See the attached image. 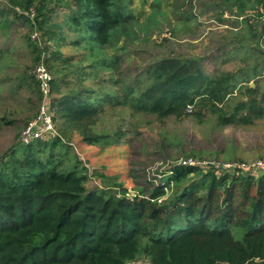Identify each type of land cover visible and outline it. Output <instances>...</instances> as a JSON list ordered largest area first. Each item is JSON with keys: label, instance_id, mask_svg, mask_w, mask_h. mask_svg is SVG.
<instances>
[{"label": "trees", "instance_id": "16d2710c", "mask_svg": "<svg viewBox=\"0 0 264 264\" xmlns=\"http://www.w3.org/2000/svg\"><path fill=\"white\" fill-rule=\"evenodd\" d=\"M132 1L7 0L13 15L0 11V34L7 36L12 18L22 19L37 34L34 40L31 32L27 40L34 48V66L42 62L52 75L47 81L51 97L61 87L58 82L67 88L77 77L95 74L90 69L114 68L119 56L106 49L125 48L120 35L126 42L134 35L139 38L142 30L146 42L151 27H157L155 33L163 30L160 0H152V10L142 20L133 14ZM164 1L173 6V0ZM222 6L217 16L228 8L238 22L247 21L230 31L234 46L248 45L253 53L262 49L250 36L254 24L249 17L264 13L259 10L264 0H223ZM59 10L67 15L51 21ZM63 25L73 32L66 34ZM174 35L170 30L157 43L172 42ZM64 40L88 51L68 68L64 63L71 57L64 59L49 45ZM11 54L10 47L0 48V74L13 63ZM198 62L196 57L155 56L134 86L116 91L103 90L101 84L98 89L74 84L59 98L51 97L49 111L56 108L52 123L58 121L57 113L70 118L81 138L95 143L102 135L83 132L79 122L94 116L103 100L160 114L178 113L195 103L218 112V120L245 123L263 114L264 104L256 99L259 87L250 81L262 77L264 68L251 65L238 73L209 76ZM32 73L28 77L35 84L37 115L44 92ZM237 87L248 97L231 103L228 97ZM66 134L59 128L29 142L18 140L0 156V264H264V172L216 174L211 168L174 165L163 183L129 197L119 182L87 188L89 174L70 138H63ZM109 185L118 186L120 194L108 191Z\"/></svg>", "mask_w": 264, "mask_h": 264}, {"label": "rangeland", "instance_id": "374dc122", "mask_svg": "<svg viewBox=\"0 0 264 264\" xmlns=\"http://www.w3.org/2000/svg\"><path fill=\"white\" fill-rule=\"evenodd\" d=\"M222 1L173 0L171 6L166 1L160 0L159 9L165 12L158 15L160 19L158 21L163 22L161 32L155 33L158 29L154 25L149 30L152 32L148 31L146 42L141 40L142 36L146 35L142 30H139V38L134 35L128 37L126 42L120 35L119 44L126 43L125 48L115 46L106 49L119 56L114 68L90 69L95 74L82 80L77 77L67 88L62 82H58L61 86L58 89L60 91L55 90L51 93V97L59 98L77 83L80 87L90 86L97 89L101 84L103 90L111 91L119 90L124 86L132 87L148 62L155 56L196 57L204 74L209 76L238 73L240 70H247L251 65L252 67L256 65L258 70L263 69L264 13L252 14L249 17L254 24L252 31L249 32L250 36L256 37L259 46L263 47L253 53L248 45L234 46V36L230 31L241 29L247 21L238 22L234 19L235 15H230L231 9L228 8L217 16L223 9ZM151 2L152 0L145 2L133 0L130 4L133 14L142 20L144 15L152 10L149 6ZM1 10L7 11L10 17L13 15V9L7 0H0ZM259 10L264 11V8L260 6ZM66 15L67 12L59 10L52 15L51 21L59 22ZM191 15L194 17L193 20ZM12 19L7 36L3 37L0 34V48L10 47L13 59V63H10L0 74L3 80V87L0 90V156L11 145L20 141L22 130L36 118L37 115L34 113L38 105L33 78L28 77V75L33 76L32 70L35 71L34 48L27 40L32 31L22 19ZM150 24L157 22L151 21ZM61 29L66 34L73 32L65 25ZM173 29L175 35L171 37L172 42L157 43L160 37L169 36L170 30ZM31 35L34 40L37 39L36 33L32 32ZM249 41V44H254L253 40ZM49 45L51 48L57 47L64 59L71 57L64 63L67 68L70 65H77L75 61L82 53H88L84 47L68 40L61 41L56 46L53 42ZM45 52L46 55L49 54V51ZM56 61L61 62L59 58ZM23 75L27 77L24 79L21 77ZM261 76L252 77L250 85L256 84L259 87L256 99L259 105L263 106L264 73ZM236 77L240 79L243 74H236ZM115 79H119V82ZM260 84L262 87L259 86ZM237 88L228 97L231 103L248 97L243 92V88ZM190 105V109L186 106L178 113L169 111L160 114L134 109L124 103L116 104L110 100H103L94 116L79 122L83 132L102 135L95 143H86L81 138L83 135L75 130L77 125L72 123L70 118L59 113H57L58 121L54 122L56 125L54 126L56 130L61 128L66 131L67 134L63 138L66 140V137H69L74 145L73 152L77 155L80 153L78 158L85 167L84 171L89 174L85 183L87 188L119 182L121 187L126 188L125 195L129 197L141 190L148 193L150 187L163 183L171 175L169 169L175 165L176 159L180 156L264 157V106L260 117H254L251 122L245 123L218 120V112L202 108L195 103ZM225 110L226 113L232 111L228 108ZM49 113H56V108ZM4 119L10 121L5 122ZM52 120L54 119H51V123ZM37 125L35 127H38ZM53 132L54 129L51 128L48 132L42 131V134L51 135ZM92 170L95 174H92ZM107 189L112 194H120L116 185H109Z\"/></svg>", "mask_w": 264, "mask_h": 264}, {"label": "built area", "instance_id": "2783aa9c", "mask_svg": "<svg viewBox=\"0 0 264 264\" xmlns=\"http://www.w3.org/2000/svg\"><path fill=\"white\" fill-rule=\"evenodd\" d=\"M35 75L39 79V84L44 92V97H42L41 105L36 118L29 122L20 134V140L23 142H29L35 137L42 136V131L48 132L51 128H53L55 132L54 125L51 123V115L49 113L50 95L47 86V81L52 77V75L42 62L35 66ZM187 108L190 109L191 105L188 104ZM35 125L38 127H35ZM39 127L41 128L39 129ZM174 164L181 166H198L201 169L211 168L216 174L222 172H250L254 174L264 172V157L221 158L218 156L196 157L194 155H185L177 158ZM169 172L171 171L169 170Z\"/></svg>", "mask_w": 264, "mask_h": 264}, {"label": "clouds", "instance_id": "9594fccd", "mask_svg": "<svg viewBox=\"0 0 264 264\" xmlns=\"http://www.w3.org/2000/svg\"><path fill=\"white\" fill-rule=\"evenodd\" d=\"M50 99H51V97H50Z\"/></svg>", "mask_w": 264, "mask_h": 264}]
</instances>
